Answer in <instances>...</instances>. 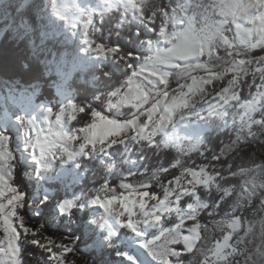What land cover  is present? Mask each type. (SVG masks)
Returning a JSON list of instances; mask_svg holds the SVG:
<instances>
[{
    "label": "snow or ice",
    "instance_id": "snow-or-ice-1",
    "mask_svg": "<svg viewBox=\"0 0 264 264\" xmlns=\"http://www.w3.org/2000/svg\"><path fill=\"white\" fill-rule=\"evenodd\" d=\"M129 11L143 50H151L156 37L166 46L145 56L143 51H125L111 36L106 44L103 28L97 29L99 39L85 32L86 51L124 63L125 78L97 98L98 106L69 103L68 119L84 120L79 135L63 137L61 150L67 152L72 145L87 157L97 152L109 156L117 144L157 149V133L196 104L209 116L224 118L228 141H220L219 151L204 144L181 149L183 157L196 153L206 163L173 157L151 176L148 171L129 172L116 187L106 183L103 196L93 197L90 205L128 216L121 226L133 232L137 214L143 217L141 223L160 227L152 245L158 264H264V161L254 159L253 153L243 162L241 155L253 144L264 151V0H124L123 19ZM257 50L262 54L254 55ZM170 77L177 82L175 88L169 87ZM29 125L26 135L31 136ZM8 139L0 136V264H24V244L46 254L40 264H69L66 257L74 247L56 243L43 234L42 226L39 231L29 228L21 214L25 194L12 184L15 157ZM53 144L48 137H37L42 154H51ZM141 175L146 179L135 184L129 179ZM165 175H170L166 182ZM154 183L162 196L151 190ZM213 193L218 194L215 199ZM58 207L61 216L70 217L75 204L66 201ZM205 213L214 219L202 223ZM245 213H259L260 218L249 219ZM215 231L222 236L214 239ZM123 255L137 264L135 256Z\"/></svg>",
    "mask_w": 264,
    "mask_h": 264
},
{
    "label": "rangeland",
    "instance_id": "rangeland-1",
    "mask_svg": "<svg viewBox=\"0 0 264 264\" xmlns=\"http://www.w3.org/2000/svg\"><path fill=\"white\" fill-rule=\"evenodd\" d=\"M46 1L48 2V0ZM113 1L85 0V6L80 5V9L77 12L65 16V21L62 24L56 22L51 24L49 11L47 12L46 10L49 7L48 3L46 4V9L39 11L40 16L37 14L38 11L31 10L30 14L22 17L20 20H18L20 12L17 7V0H0V7L2 8V17L9 22V28L13 31L14 35L24 38L27 43L38 48L42 44L44 37L52 32L66 33L71 39H74L77 36L78 24L86 22L90 17L88 9H99L100 11V9L112 6ZM192 2L195 3L196 0H192ZM37 5H42V3H37ZM9 7H11V10H9ZM165 46L158 37L154 40V47L151 50L145 51L149 55H152L155 53L156 47ZM86 48L87 45L82 36L78 39L76 51H63L54 61L59 76L56 91L62 101V109L58 113H56L50 103H37L36 96L38 91L33 89L20 92L17 89L8 88L5 93L0 90V127L2 129L0 136L9 138L7 147L15 158L18 157L23 163L31 166L30 177L43 183L33 203L27 205V208L38 218L35 223L36 228H39V226L45 227L47 224L39 206L54 197V190L48 188L46 183L60 182L71 190L72 196L62 202H75L76 199H85L86 205L97 212L96 217L89 223L87 242L77 245L76 238L64 239L65 237L60 241H55L56 243H64L65 245H72L74 247V252L69 254V264H132V261L126 259L123 253L135 256L137 264H158V260L152 255L154 251L152 245L161 234L160 227H152L141 223L143 217L137 214L132 217L134 223L137 225V231L133 232L121 226V221L127 220L128 216L116 212L108 213L100 207L90 205L93 197L97 195L103 196L104 187L92 196L87 192L76 193L71 189L76 184H82L91 170L90 167L85 165L84 161L88 159L97 160L104 167H107L109 174L112 175L115 173L116 160L118 159V156L115 155L111 148L109 149V156H104L97 152L90 153L87 157L80 155L77 148L72 145L67 146V152L61 150L62 146L65 145L63 137L80 134V127L76 128L74 126L76 121L73 122L68 119V106L69 103H75L77 106H80L77 103L76 93L70 86L74 72L79 69H87L95 61V54L86 51ZM176 86L177 82L175 78L170 77V89ZM101 96L102 94L99 97ZM123 111L128 110L124 109ZM112 114L116 115V110H113ZM29 122L32 129L31 136L26 135L30 127ZM224 127V118L209 116L204 107L196 104L183 113L176 114L173 122L160 130L156 136H162L163 142L166 145L181 151V149H187L192 145L205 144L207 133L216 128L222 131ZM13 136L14 140L11 138ZM37 137L41 140L44 137H48L49 140L54 141L51 154H42L41 150L36 147ZM133 148L134 146L129 143L125 151L126 153L135 155L131 165L138 170L136 157L140 154V149L133 150ZM254 159L264 161V153L259 150L258 145L254 149ZM235 162L240 163L241 161ZM243 162H247V160ZM144 179L146 178L137 177L131 181L135 184L137 180ZM123 181H126V179ZM108 183L111 184V179ZM159 194L162 196L161 191ZM57 212L61 216L59 207ZM245 215L249 219L258 220L260 218L259 213L257 217H252L250 213H245ZM53 225H57V219H53ZM164 227L166 228L167 226ZM209 227L211 228L212 225L210 224ZM123 231L126 232L124 233ZM256 231L257 233L259 231L258 224L256 225ZM221 236L222 233L220 231L213 233L214 239ZM76 245L80 251L75 250ZM122 246L124 248L120 250L121 255L118 257H123L125 261H111L105 258V251L112 248H121ZM92 249L98 251L97 256L89 257ZM57 250L59 249L57 248Z\"/></svg>",
    "mask_w": 264,
    "mask_h": 264
},
{
    "label": "trees",
    "instance_id": "trees-1",
    "mask_svg": "<svg viewBox=\"0 0 264 264\" xmlns=\"http://www.w3.org/2000/svg\"><path fill=\"white\" fill-rule=\"evenodd\" d=\"M150 3H160L161 0H149ZM167 2V0H164ZM90 17L85 22H81L77 26V36L71 39L66 33L52 32L44 37V40L40 47L35 48L32 44L22 37L14 35L13 31L9 28V22L2 17V8L0 7V90L5 93L8 88H14L22 92L27 89H33L38 91L36 96L37 103H50L56 113L62 109V101L56 91V84L59 81V76L56 71V64L54 63L57 56L63 51H76L78 48V39L80 37L85 38V32H88L90 38L99 39L100 33L97 29L103 28L105 43L109 42V36L112 37V43H119L125 51L136 50L143 51L145 56L149 55L142 49V45L139 38L135 35L138 30L136 23H129L133 18V13L128 12V19H123L124 12V0H114L112 6L106 9H88ZM121 24L124 25L121 28ZM119 32L120 36L117 38L116 33ZM148 35V33H145ZM158 37L155 38V40ZM262 54L256 51L254 55ZM95 61L89 65L85 70L79 69L74 72L73 78L70 82L71 88L76 93L77 103L80 106L87 108L88 106H98L97 98L102 94H106L111 90L117 82H123L125 78V66L124 63H118L113 57L97 58L94 56ZM111 73L112 78L106 79L105 73ZM101 96V97H102ZM90 119V117H88ZM84 118L79 117L75 123V127H81ZM0 127V131H1ZM14 140V136L11 137ZM157 143L161 144V147L149 150L140 146H134L133 150H139L140 154L137 155V167H132V161L135 155L126 153L125 149L127 145H117L111 148L115 155L118 156L116 160L115 173L110 175L107 167H104L99 161L88 159L84 161L85 165L90 167L87 177L82 184H76L71 189L74 192H87L90 196L100 191L106 183L111 179V184L116 187L124 179L127 180L129 172H145L148 171L149 176L156 173L162 166H169L173 157L183 159L188 163L195 161L196 164L206 163L202 160L198 154L193 153L191 157H183L181 151L170 146L165 148L163 145L162 136L155 137ZM228 141V135L224 130L218 128L212 130L206 135V143L219 151L222 147L220 141ZM255 144L245 147L241 155L247 157L254 153ZM264 153V151H262ZM254 158V157H253ZM239 161V160H237ZM14 172L12 184L18 188L19 191L25 194L24 208L21 210V214L25 217L28 227L32 229L40 228L35 227V223L38 218L33 215L32 211L27 208V205L33 203L38 192L42 188V182L34 180L30 177L31 166L23 163L18 157L13 161ZM175 174H179V170H172ZM137 177H145L143 175ZM137 177H129L133 180ZM146 178V177H145ZM170 178V175L162 177L164 182ZM46 186L54 190V197L42 203L39 206L42 216L46 219L47 224L42 227L45 231L43 234L52 238L54 241H60L63 237L76 238L77 245L83 244L88 241V226L89 223L96 217L97 212L90 209L85 199H76L75 207L72 209V215L59 216L58 206L66 198L72 196L71 190L67 186L60 182L46 183ZM154 192L160 193V190L155 186L151 189ZM119 191V189H118ZM217 193L212 194V198L215 199ZM258 204V201H256ZM223 215V212L220 214ZM220 216L215 217L219 219ZM53 219H57V225H53ZM214 218L208 217L202 214V223H208ZM49 224L51 225L49 227ZM124 233L126 231H123ZM75 246L76 251H80ZM124 247L112 248L106 252L105 258L111 261H125L123 257H118L116 253H120ZM23 261L24 264H40V260L43 258L44 253H41L38 249L30 247L27 244L23 245ZM98 251L92 249L89 253L90 256H97ZM66 260L70 261V256L66 257Z\"/></svg>",
    "mask_w": 264,
    "mask_h": 264
},
{
    "label": "bare ground",
    "instance_id": "bare-ground-1",
    "mask_svg": "<svg viewBox=\"0 0 264 264\" xmlns=\"http://www.w3.org/2000/svg\"><path fill=\"white\" fill-rule=\"evenodd\" d=\"M40 2L42 5H37ZM47 3L49 7L46 9ZM84 4L85 0H48V2L46 0H17V7L20 12L18 20L30 14L31 10L38 11L37 14L40 16L39 11L46 9L47 12L49 11L51 24H54V22L62 24L65 21V16L77 12L80 5L85 6ZM9 10H11V7H9Z\"/></svg>",
    "mask_w": 264,
    "mask_h": 264
}]
</instances>
